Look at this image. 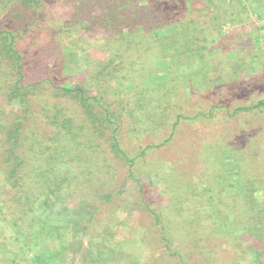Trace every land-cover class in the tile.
I'll return each instance as SVG.
<instances>
[{
    "label": "trees",
    "instance_id": "obj_1",
    "mask_svg": "<svg viewBox=\"0 0 264 264\" xmlns=\"http://www.w3.org/2000/svg\"><path fill=\"white\" fill-rule=\"evenodd\" d=\"M203 3L0 0V198L12 196L0 199V212L8 218L5 211L9 203L14 204L12 226L21 224L32 231L56 206L76 211L81 203L69 202V193L77 175H68L75 167H85L84 171L91 167L90 176L101 181L100 174L105 173L106 180L92 196L96 200L101 196L102 205L111 204L114 216L109 227L95 234L96 252L112 246L108 241L123 238L127 234H121L127 227L123 216L132 218L135 209H142L164 243L162 260L149 264H264L260 181L264 167L241 164L247 159L244 156L253 158L254 151L241 156L244 145L217 141L208 145V167L153 164L157 150L169 146L183 120L209 123L214 109L225 108L200 103L207 100V83L215 74L197 47L201 38L195 32L210 22L209 8ZM252 3L262 5L264 0ZM210 11L213 21L220 18L218 11ZM200 32L207 42L206 31ZM234 32L231 37L221 36L232 68L225 75L243 77L253 72L245 56L258 54L238 40V29ZM240 33L241 38L249 37L244 29ZM218 38L219 33L212 40ZM155 48L160 53L157 60L167 64L171 84L160 89V97L151 98L145 95L151 90L144 80L159 73L157 62L152 64ZM63 53L74 55V70H63ZM150 102L156 104V111L147 107L144 111L143 105ZM189 104L197 108L188 111ZM240 113L264 115V97L240 103L231 115ZM144 120L152 134L162 137L143 144L142 138L127 130V126L141 127ZM28 140L31 143L24 150ZM108 161L127 167L125 181L131 179L137 187L135 202L123 206L120 195L126 183L112 189L114 175L103 170ZM162 169L171 173L162 176ZM94 206L88 204L90 215ZM36 249L37 259L48 264Z\"/></svg>",
    "mask_w": 264,
    "mask_h": 264
},
{
    "label": "rangeland",
    "instance_id": "obj_2",
    "mask_svg": "<svg viewBox=\"0 0 264 264\" xmlns=\"http://www.w3.org/2000/svg\"><path fill=\"white\" fill-rule=\"evenodd\" d=\"M252 2L253 0H204L203 6L209 8L208 12L213 15L210 10H213L215 14L218 11L220 18H215L213 21L207 12V19L210 22L199 26V31L195 32L197 38H201L197 47L202 49L203 57L208 61V64L210 63L209 70L215 73L210 74L213 75L212 80L211 83H207L209 87L207 100L204 102L202 100L200 103L202 106L207 105V107L224 105L225 108L214 109V118L209 123L183 120L174 133L172 142H169V146L160 152L157 150V157H153L158 159L153 163L158 167H169L168 165L175 167H189L191 165L195 169L208 167L207 164H211L205 158L209 153L208 145L216 144L217 141L228 142L229 144L238 143L241 146L244 145L246 149L248 147V150L242 148L239 152L241 156H244L243 153L247 154L254 151L253 158L251 155L249 158L248 155L244 156L247 159L241 163L242 166L255 167V169L264 167V115L253 113L247 115L240 113L235 117L231 115V112L240 103L264 97V4L262 6ZM255 8L256 11L254 12L253 9ZM256 15L261 17L258 19ZM235 29H238L239 32L238 40H244L248 43L247 50L250 49V53L258 54L245 56L246 64L253 66L251 67L253 72L248 74L246 72L243 77L240 75L227 77L225 75L232 71V68L227 60V51L229 50L226 49L227 45L221 42V36L231 37ZM243 29L249 34L246 39L241 38L240 31ZM202 30L206 31L207 42L203 40L204 37L202 38L203 32H200ZM217 33H219L220 39L213 41L212 39L215 35L217 36ZM256 40L259 41L258 44H256ZM240 48L239 46V50ZM154 50L155 55H150L152 56V64L154 65V61L157 62L156 69L159 73L144 80L146 87L151 90H146L145 95H149L151 98L160 97L162 93L160 89L163 90L171 84L166 75L167 64L164 60H157L160 59L158 58L160 53L157 52L159 49L155 48ZM75 62L73 54L70 56L63 53V70L65 72L74 70L72 64ZM152 64L148 65L147 63L150 67ZM148 69L149 67L145 71ZM197 73L202 74V70L197 69ZM134 85L140 88V84ZM143 106L144 111L146 107L154 111L157 109L156 104L151 102L145 103ZM194 108L197 107L189 104L188 111H193ZM121 121L127 122L125 119ZM140 124L141 127L138 128L136 125L126 126L127 130L132 131L134 136L142 138L140 140L143 144L155 142L162 137L161 134L155 132L152 134L149 131L147 121L144 120V123ZM30 143L31 140H28L24 150L28 149ZM28 156L31 157L33 154L28 153ZM248 160L250 162L252 160V164ZM107 164L108 167H103V170H109L112 176L114 175L111 181L112 189H114L119 183L125 181L128 174L127 167L118 161H108ZM29 168H31L30 165ZM84 168L75 167L74 171L68 175L71 177L76 172L77 177L71 180L72 187L69 194H72V197L69 202H72V199L76 202L79 201L81 203L78 205L79 208L71 212L72 210H64L63 207L56 206L51 209L49 214L47 213L44 221L36 225L37 227L32 231L23 228L21 224L16 227L10 224V219L14 217V204H10L8 201V209L5 211L8 218L5 219L3 212H0V264H42V261L35 256L36 248L45 256L48 264H141L140 260L149 264L157 259L162 260L161 257L165 255L164 243L160 239L159 230L152 218L142 209H135L132 218L123 216L127 225V227L123 226V231H121V234L127 233L123 238H116L114 242L108 241L107 243L112 245L108 249L105 247L101 252L95 251L98 240L95 234L101 232L107 225L109 227L114 216L109 210L111 204L102 205L98 202L101 196H98L97 200L92 196L96 192V187L99 189V187L104 186L105 173L100 174L103 179L98 181L94 179V174L91 176L88 174L91 167L85 171ZM166 169H162V176L164 173H171ZM254 172L256 173V171ZM260 181L264 186V172L261 174ZM125 183L124 194L120 195L124 198L123 206L126 203L135 202L137 198L135 183L131 179H127ZM11 197L3 195L0 199L8 198L7 201ZM88 204L96 205L94 206L96 210L91 212V215ZM89 208L91 210V207ZM84 225L86 226L84 227ZM143 243L144 246H142ZM142 247H145L143 252ZM144 252L145 259L142 260L141 257Z\"/></svg>",
    "mask_w": 264,
    "mask_h": 264
}]
</instances>
